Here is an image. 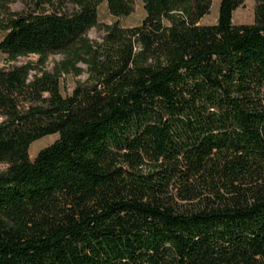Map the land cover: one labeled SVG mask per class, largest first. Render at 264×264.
<instances>
[{
	"label": "trees",
	"instance_id": "16d2710c",
	"mask_svg": "<svg viewBox=\"0 0 264 264\" xmlns=\"http://www.w3.org/2000/svg\"><path fill=\"white\" fill-rule=\"evenodd\" d=\"M0 0V264H264V0ZM61 59L44 69L48 56ZM67 95L61 77L81 74ZM57 135L32 160L29 145Z\"/></svg>",
	"mask_w": 264,
	"mask_h": 264
},
{
	"label": "rangeland",
	"instance_id": "374dc122",
	"mask_svg": "<svg viewBox=\"0 0 264 264\" xmlns=\"http://www.w3.org/2000/svg\"><path fill=\"white\" fill-rule=\"evenodd\" d=\"M33 0H13L9 5L8 9L12 13H24L32 8ZM219 0H212L211 6L208 13L203 16L199 21L198 25H212L216 21L217 17V6ZM258 0H244L240 6L233 10L231 14V23L233 25H251L254 20V9ZM97 25L91 28L85 33V37L92 41L99 43L102 36L104 35L103 28L117 23L122 28H129L139 24L144 17V11L142 9V3L139 0H134L132 3V12L127 17H112L106 9L104 2L98 4L97 9ZM4 35L3 31H0V40ZM61 59L60 55L48 56L45 63L44 69L50 70L51 67ZM36 57L28 55L26 57H18L15 61H7L6 56L0 53V69H6L11 66H18L25 63L36 64ZM82 69L80 75L73 77L71 75L61 77L59 80V88L62 95H67L71 92L72 88L77 82H83L86 78L84 73V67L78 65ZM57 139V135H49L42 137L32 142L27 150L29 160H32L35 154L42 148L52 144ZM6 168L5 164L0 163V172Z\"/></svg>",
	"mask_w": 264,
	"mask_h": 264
}]
</instances>
